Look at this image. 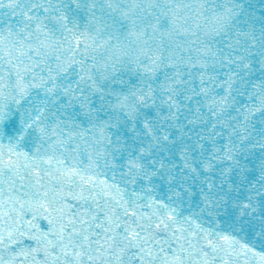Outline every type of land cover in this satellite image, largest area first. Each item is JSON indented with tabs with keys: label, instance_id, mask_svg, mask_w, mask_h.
<instances>
[{
	"label": "snow or ice",
	"instance_id": "1",
	"mask_svg": "<svg viewBox=\"0 0 264 264\" xmlns=\"http://www.w3.org/2000/svg\"><path fill=\"white\" fill-rule=\"evenodd\" d=\"M0 264H264V0H0Z\"/></svg>",
	"mask_w": 264,
	"mask_h": 264
}]
</instances>
